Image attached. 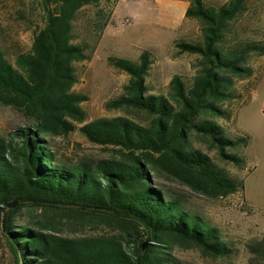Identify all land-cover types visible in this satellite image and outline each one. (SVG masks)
Listing matches in <instances>:
<instances>
[{
  "label": "trees",
  "instance_id": "trees-1",
  "mask_svg": "<svg viewBox=\"0 0 264 264\" xmlns=\"http://www.w3.org/2000/svg\"><path fill=\"white\" fill-rule=\"evenodd\" d=\"M190 1L186 16L199 21L202 40L175 42L181 53L199 55L190 83L175 74L168 95L150 94L151 50L144 49L137 59L109 57L130 79L108 105L143 111L150 117L147 123L126 115L88 121L82 106L88 96L74 89L75 63L87 58L85 45L76 41L75 20L84 6L99 0H42L44 23L35 31L31 50L19 52L13 62L0 45V104L32 121L0 135V242H6L14 264H182L174 255L177 247L213 257L228 254L220 229L155 178L208 197L244 189L243 179L193 146L191 134L208 137L223 159L245 162L227 148L247 138L228 136L224 126L202 115L230 117L219 103L233 96V77L251 73L248 59L253 52L264 54V40L231 36L232 22L248 9L249 0L218 6ZM76 129L116 154L94 161L60 159L49 137ZM13 200L17 205L8 208ZM24 207L60 211L75 220H68L73 225L97 218L112 231L64 234V221L55 215L34 224L20 221ZM260 258L264 264V249Z\"/></svg>",
  "mask_w": 264,
  "mask_h": 264
},
{
  "label": "rangeland",
  "instance_id": "rangeland-1",
  "mask_svg": "<svg viewBox=\"0 0 264 264\" xmlns=\"http://www.w3.org/2000/svg\"><path fill=\"white\" fill-rule=\"evenodd\" d=\"M169 0H99L84 6L75 20L76 41L85 45L87 58L75 63L78 81L76 91L88 99L82 106L88 121L98 117L126 115L147 123L146 113L133 108H117L108 103L124 93L130 75L115 66L110 56L137 59L144 49L153 53V64L146 77L150 94H167L175 74L190 83L198 71L199 55L180 52L175 42L180 39L201 41L202 30L196 18L178 25L180 16ZM218 6L222 0H206ZM45 17L42 0H0V45L14 62L16 55L32 48L35 31L43 26ZM231 36L240 39L264 40V0H249L248 9L231 26ZM248 75L233 77V96L220 102L230 117L203 114L214 119L233 138L246 137L228 152L244 157L243 164L223 159L217 147L206 136L191 134L195 148L206 152L232 176L243 179L244 189L227 196L208 197L190 187L165 177L155 178L168 191L184 196L189 208L201 214L220 229L229 247L228 254L219 257L204 255L199 249L177 247L174 255L182 264H262L264 249V54L251 53ZM32 121L21 111L0 104V135L8 136L20 126ZM81 125V124H78ZM49 140L58 157L67 162L80 159L97 160L116 154L114 148L89 141L78 129ZM47 215L62 219L63 233L68 235L102 234L112 229L93 218L83 225H73L60 211L24 207L20 221L36 222ZM63 215V217H62ZM68 220H71L70 223ZM19 221V222H20ZM68 221V222H66ZM66 223V224H65ZM0 264H14L13 255L5 241L0 242Z\"/></svg>",
  "mask_w": 264,
  "mask_h": 264
},
{
  "label": "crops",
  "instance_id": "crops-1",
  "mask_svg": "<svg viewBox=\"0 0 264 264\" xmlns=\"http://www.w3.org/2000/svg\"><path fill=\"white\" fill-rule=\"evenodd\" d=\"M226 1H228V0H222V4L225 3ZM165 2H167L166 4L168 7H174L177 10V12L180 16V21L178 23L179 26H181V24L183 22L189 20L190 17L186 16V12H187L189 6L191 5L190 0H169V1H165Z\"/></svg>",
  "mask_w": 264,
  "mask_h": 264
},
{
  "label": "water",
  "instance_id": "water-1",
  "mask_svg": "<svg viewBox=\"0 0 264 264\" xmlns=\"http://www.w3.org/2000/svg\"><path fill=\"white\" fill-rule=\"evenodd\" d=\"M17 203H18V200H13L12 202H10V203L8 204V208L15 207V206L17 205ZM148 242H149V241H146V242L144 243L143 248H145V247L147 246Z\"/></svg>",
  "mask_w": 264,
  "mask_h": 264
}]
</instances>
